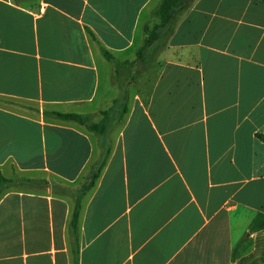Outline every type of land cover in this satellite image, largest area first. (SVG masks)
<instances>
[{
  "label": "crops",
  "instance_id": "crops-1",
  "mask_svg": "<svg viewBox=\"0 0 264 264\" xmlns=\"http://www.w3.org/2000/svg\"><path fill=\"white\" fill-rule=\"evenodd\" d=\"M161 2L0 0V264H264V0Z\"/></svg>",
  "mask_w": 264,
  "mask_h": 264
},
{
  "label": "trees",
  "instance_id": "trees-1",
  "mask_svg": "<svg viewBox=\"0 0 264 264\" xmlns=\"http://www.w3.org/2000/svg\"><path fill=\"white\" fill-rule=\"evenodd\" d=\"M187 0H162L161 4L153 11V15L159 20V25L155 26L153 29L146 28L147 32V40L144 45V49L151 46L152 43L156 42L160 39L161 35L159 34V30L169 28L173 22L176 9L183 5ZM104 56L109 61H114V58L107 52L104 51ZM126 112V110L124 111ZM47 116L55 117L57 119L63 121H70L77 123L81 126H84L88 131L104 134L107 131V122L104 120L101 123H93L90 120L89 116L69 113L63 114L58 112H46ZM259 139L264 141V135H259ZM105 165V161L99 166V168L93 173L91 179L87 181V183L78 189L77 191L67 188L66 195L74 198V210L71 216V220L68 227L69 238L71 241V245L73 248V253L75 256V260L78 259L79 250L75 249L76 246L79 245V217L81 212V200L82 198L89 192V190L95 185L97 178ZM44 183V186H48L49 183L47 181H38L34 179L28 178H19L15 177L13 179H8L2 175L0 172V195L7 189L16 188L19 190L26 189H36L38 184ZM55 194H58V190L55 189ZM264 227V218L257 223L251 231H255Z\"/></svg>",
  "mask_w": 264,
  "mask_h": 264
},
{
  "label": "rangeland",
  "instance_id": "rangeland-1",
  "mask_svg": "<svg viewBox=\"0 0 264 264\" xmlns=\"http://www.w3.org/2000/svg\"><path fill=\"white\" fill-rule=\"evenodd\" d=\"M152 25H153V24H152ZM152 25H149V26H150V28H153V26H152ZM148 51H149V49H148V50H146V51H145V53H144L146 58H148V57H149V56H148V53H149ZM147 52H148V53H147ZM144 66H145V67H147V65H146V64H144V62H141V63H139V64L137 65V69H136V70L140 72V70H141V69H142ZM131 83H132V80H131ZM131 83H130V84H131ZM123 86H124V85H123Z\"/></svg>",
  "mask_w": 264,
  "mask_h": 264
}]
</instances>
